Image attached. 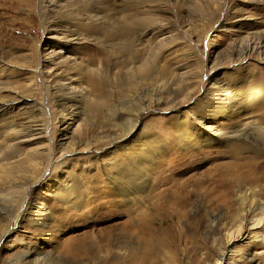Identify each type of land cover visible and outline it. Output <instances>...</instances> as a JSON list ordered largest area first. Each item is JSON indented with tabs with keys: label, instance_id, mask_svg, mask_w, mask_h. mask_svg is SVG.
I'll return each mask as SVG.
<instances>
[{
	"label": "rangeland",
	"instance_id": "374dc122",
	"mask_svg": "<svg viewBox=\"0 0 264 264\" xmlns=\"http://www.w3.org/2000/svg\"><path fill=\"white\" fill-rule=\"evenodd\" d=\"M28 2L0 0V102L11 98L0 110V148L9 143L19 151L15 156L0 151V167L16 161L22 165L21 177L40 182L21 202L16 193L6 195L13 174L0 176V232L5 231L0 264H163L169 250L178 251L183 264H198L202 253L213 249V222L204 217L200 223L197 217L213 210L202 203L207 185L195 186L194 204L188 208L156 200L151 190L143 192L159 216L156 221L173 228L171 238L163 231L149 237L127 222L126 209L132 203L119 184L121 174L109 170V164L118 155L113 151L139 147L152 126L154 137L165 138L169 145L160 160L152 161V172L163 163L181 161L192 167L202 162L186 176L197 178L218 169L227 177L248 180L249 152L243 151L235 163L227 157V144L176 148L173 128L181 123L201 129L223 122L233 125L221 110L227 104L216 102L241 101L255 85L264 93V54L249 52L234 60L246 39L256 34L264 40V0H109L108 44L95 43L97 35L84 51L70 46L62 53L60 42L47 45L50 34L43 28L41 3ZM56 72L59 82L53 89L50 75ZM237 85L244 91L229 96ZM218 89L222 95L213 99ZM60 94L66 97L61 102ZM15 96L22 98L17 101ZM244 108L250 113L239 116L242 123L252 120V101ZM258 113L264 117V106ZM129 116L138 122L125 137ZM40 118L46 123L42 136L35 130L40 126H34ZM26 124L33 126L27 129ZM36 152L53 159L37 171L26 155ZM51 177L53 187L47 185ZM65 186L75 189L71 197L58 193ZM195 222L200 223V234L194 235L199 225Z\"/></svg>",
	"mask_w": 264,
	"mask_h": 264
},
{
	"label": "bare ground",
	"instance_id": "6f19581e",
	"mask_svg": "<svg viewBox=\"0 0 264 264\" xmlns=\"http://www.w3.org/2000/svg\"><path fill=\"white\" fill-rule=\"evenodd\" d=\"M26 1L28 2V0ZM38 2L42 5V23L44 31L50 34V36L47 37L49 39L47 45L52 46V44L60 42L58 53L64 52L70 46H73L72 48L75 51H77L76 49L78 48L84 51L83 49L86 47L85 44L88 41H95L94 36L97 35H99V37H97L95 43H100L101 46H106L108 44L109 28L107 25L110 17L109 0H65V2L61 3L60 0H38ZM212 44L211 42V45ZM54 51L55 50H52V53H54ZM249 52L250 54H264V40L257 37L256 34L246 39L245 45L236 54L237 56L234 60L237 61L245 58V54ZM218 64L219 63L214 62L212 67L217 68ZM108 69V58L104 57L103 72L106 74ZM50 76V80L52 81L50 86L54 89L59 82V79H56L58 73L56 72ZM235 84H238V82ZM232 89V91H229V96L231 97L237 96L238 93L244 91L239 85H237V87L234 86ZM221 90L222 89H218L216 94H212V97H214L213 99L219 98V96L222 95ZM56 91H58L57 88ZM177 96L178 94L175 96V99ZM15 97L14 100L17 101L22 98L21 96ZM0 99H2V97H0ZM59 99V102H61L65 100L66 97L60 94ZM238 101L241 103L237 104ZM251 101L252 120L243 123L238 121L240 115L243 117L248 116L250 113L245 111L246 109L244 107L246 104L249 105ZM10 102L11 98L5 102L1 101L0 110H5ZM216 103L221 105L227 104L221 108L223 111L222 113H224V115H230L232 118L231 121H234V124L229 126L225 125V122H223L217 126L206 125L204 129L190 125L189 123L175 125L174 128L172 127L174 132L173 137L175 138L174 145L176 148L189 146L199 148L206 145L227 144L229 146L227 157L230 159L232 158L234 160L232 162L235 163L241 160L238 158H240L243 151L249 152L248 155H250L251 158L249 163L251 172H249L251 175L249 174L248 180L244 179V181L246 180L245 182H241L242 180H236L230 176H228L230 177L228 178L224 175L225 173L223 174L224 171L220 172L218 169L214 173L210 172L211 174H203L197 178H194L193 175L186 176L191 169L201 166L202 162L192 167H185L184 162L181 161H177L174 165L163 163V165H160V168L157 169L158 161L156 162L157 170L153 167L156 172H152L150 169L152 161L154 159L160 160L159 158L162 156L161 154L165 150V147L169 146L166 145L168 143L165 142V138L161 139L159 135H157L158 137H154L156 130L152 128V126L143 134L144 139L139 147L130 149L125 153H121L119 150L113 151V153L118 152V155H114L115 158L113 162L109 164V170L121 174L119 184L122 185L126 200L129 204L132 203L126 209L127 222L131 223V225L133 223V226H135L140 234L154 237V235H158L160 231H163L171 238L170 231L173 229L170 230V227H165L162 222L158 223L156 221L159 216L156 215L157 212L150 210L151 208L148 205V201L144 199L145 196L142 197L143 192L151 190V192H154L153 196L156 200L170 201L183 208H188L194 204L192 191L196 189L195 186L198 185L199 187L201 184H206L207 186H204H206L208 192H205L206 196L205 199L202 200V203L205 205L209 204L208 207L213 206V210L212 212H207L206 215L198 213L197 217L200 218L199 222L204 217L211 218L213 226H209V231H212L209 234L211 237L213 235L212 244H210L213 249L208 250L211 252H207L206 254L202 253L198 264H246L249 262L264 264V251L261 249L264 248V117L258 113L264 106V93L262 92V87L255 85L250 90V94H245L241 101L240 99L223 98ZM34 106L37 105L35 104ZM230 111H234L235 114L230 113ZM254 113H256L255 116H253ZM63 114L64 112H62V115ZM230 117L228 118L229 121ZM66 118L70 119V117ZM43 120L44 119L41 120V118L38 119L34 125L36 127L40 126L35 129L41 130V132L38 133L40 136H42L41 133H45L46 131V123H44ZM207 120L209 121L211 119L207 118ZM62 122L68 124L66 123V119ZM127 122L131 124L125 127V137L134 133L138 118L133 119L130 117ZM32 126L31 124H26L24 128L28 129ZM58 128L60 127H56L55 133L58 132ZM112 137L113 136H111V138ZM107 139L108 138H106V140ZM26 140L27 139H23V141ZM51 150H56V147L51 146ZM65 150L66 149H64V151ZM70 150L71 149H69V151ZM0 151L5 156H15L19 152L17 149H12L9 143L2 146ZM26 155L29 156V160L36 168V171L37 169H41V165H46L45 162L48 161V159H51V155L47 156L46 154L43 156V152H36V154L26 153ZM222 155L223 153L221 156ZM16 163V161L8 162L7 164L2 163L0 167V176L5 178V174H13L10 179H19L20 182L16 184L13 183V181L11 183L9 179L10 182L8 181L7 183H9L10 187L6 195L16 193L14 197H18L22 202L27 194L29 195L33 192V189L40 180H33L34 178L28 179L27 176L21 177L19 173L23 170L22 165L20 163L17 165ZM53 168H55L54 165ZM41 172L40 176L45 177V172L42 174ZM40 176L38 177L40 178ZM54 183L55 179L51 177L47 185L53 187ZM65 187L63 191H58V193L65 198L71 197L75 189H71L67 186ZM213 193L217 195V199L211 196ZM208 196H210L209 199ZM13 201L14 200H9V202ZM220 203L223 204V208ZM26 209L27 207L24 209L25 212ZM203 221H205V219ZM200 223L199 225L197 224V227H194V235L200 232ZM4 235L5 231L0 232V241L3 239ZM181 238L182 237L179 239L181 240ZM205 247L207 246L205 245ZM119 251L127 253L125 249ZM182 260L178 251L169 250L167 251V257L163 264H183L184 261L182 263ZM13 264H17V261Z\"/></svg>",
	"mask_w": 264,
	"mask_h": 264
}]
</instances>
